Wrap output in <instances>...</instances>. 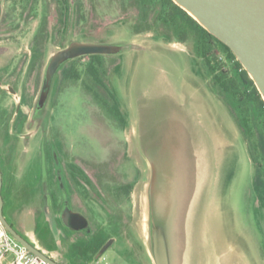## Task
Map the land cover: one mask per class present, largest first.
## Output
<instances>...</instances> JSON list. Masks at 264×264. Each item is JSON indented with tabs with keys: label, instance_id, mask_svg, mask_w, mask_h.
I'll return each mask as SVG.
<instances>
[{
	"label": "rangeland",
	"instance_id": "374dc122",
	"mask_svg": "<svg viewBox=\"0 0 264 264\" xmlns=\"http://www.w3.org/2000/svg\"><path fill=\"white\" fill-rule=\"evenodd\" d=\"M69 4L63 26L56 0H0V153L13 229L35 249L56 254L60 232L46 203L61 199V170L73 208L93 228L114 233L118 226L101 206L114 213L122 207L138 264H153L145 144L153 128L161 133L164 120L176 116L187 167L169 216L171 263L264 264V119L255 106L257 116L244 134L211 75L194 65L191 39L177 32L164 36L162 26L152 24L158 0L148 9L136 0ZM71 41L123 47L101 61L126 112L125 126L85 89L86 56L58 68L44 106L36 108L50 57ZM212 55L231 76L225 55L216 47ZM71 165L89 177L93 191L75 183ZM122 185H130V193L119 192ZM104 257L100 264H128L111 251ZM10 260L8 255L4 264Z\"/></svg>",
	"mask_w": 264,
	"mask_h": 264
},
{
	"label": "water",
	"instance_id": "95a60500",
	"mask_svg": "<svg viewBox=\"0 0 264 264\" xmlns=\"http://www.w3.org/2000/svg\"><path fill=\"white\" fill-rule=\"evenodd\" d=\"M172 1L195 19L200 27L215 36L233 52L264 101V0ZM122 49V46L71 41L65 48L50 57L36 108L44 106L52 78L64 62L89 55H115ZM9 92L15 94L12 88H9ZM164 121L161 129L163 132H157L153 128L145 144L151 169L149 250L153 264H172L168 222L172 214V205H174L173 197L179 194L178 185L181 184L184 189L182 180L186 176L184 167H187L177 124L180 122L176 116L167 117ZM174 133L175 139L170 138ZM67 216L75 224H67L73 230L84 229L87 226V220L80 214L69 212ZM0 220L9 234L29 250L30 256H37L48 264H57L30 245L8 224L2 215L1 197ZM106 247L108 248L109 244H106L100 253Z\"/></svg>",
	"mask_w": 264,
	"mask_h": 264
},
{
	"label": "trees",
	"instance_id": "16d2710c",
	"mask_svg": "<svg viewBox=\"0 0 264 264\" xmlns=\"http://www.w3.org/2000/svg\"><path fill=\"white\" fill-rule=\"evenodd\" d=\"M59 4V23L64 26L69 18L67 12L70 9L69 0H56ZM142 3L141 0H136ZM152 0H148V4L141 5L148 9ZM159 5L155 10L154 21L152 24L158 23L165 30L164 36H170L167 33H181L182 36H188L190 48L194 54L193 63L198 68H205L211 75L213 84L222 94L227 105L232 109L237 117V121L242 132L246 133V127L249 125V118L257 116L254 113L253 105L256 113L264 119V101L261 94L257 90L254 83L250 80V76L237 61L233 52L222 44L215 36L208 33L199 23L188 15L182 8L178 7L172 0H158ZM37 41V39H36ZM213 47L225 55V61L231 66L232 75L228 76L223 71L222 65L212 55ZM85 57V56H83ZM80 57V58H83ZM90 63L86 67V74L90 78V84L84 83V87L93 98L102 103L106 110L123 126L126 124V112L122 109L120 101L115 93L111 82L105 79L106 70L102 69V55H89ZM77 58V59H80ZM102 69V70H101ZM115 73L120 72V65L115 67ZM200 71V70H199ZM258 115V116H259ZM253 156V154H251Z\"/></svg>",
	"mask_w": 264,
	"mask_h": 264
},
{
	"label": "flooded vegetation",
	"instance_id": "af4514ba",
	"mask_svg": "<svg viewBox=\"0 0 264 264\" xmlns=\"http://www.w3.org/2000/svg\"><path fill=\"white\" fill-rule=\"evenodd\" d=\"M2 86V79L0 78V87ZM9 88L11 87L7 86V88L4 89H7L9 92ZM14 92L17 94L16 91ZM17 108L20 109V104L17 105ZM3 160L2 154L0 153V197L2 200V215L12 227L9 221L8 201L6 195V188H8V170L5 164H3ZM69 173L72 176L71 178H74L76 184L79 186L86 185L87 188H90L92 191L94 190L91 181L88 179L89 177H86L83 171L74 167V165H71L69 167ZM65 177V174L64 177L62 176L61 170H57L56 179L61 193V199L59 201L51 199L46 203L47 213L50 218L55 221L58 231L60 232V239L57 241L58 249L54 256H50L42 250L38 251L52 259L57 264H100L105 258L104 255L109 251L115 254L116 258L122 263L138 264L136 252L134 251V246L137 243L133 244L134 241L130 232L131 230H129L128 227V220L130 217L125 215V210H123L122 207L115 206L117 211L114 213L113 209H108L109 206L105 203H108V201L102 200L105 204L101 207L105 209L107 217H111L110 219L114 220L116 226L118 227L114 233L107 232L106 229L99 225L93 228L89 217L83 213V211L75 210L73 208L72 198L70 195L71 192L69 191ZM80 179L83 181H79ZM119 188V192L123 191L125 193H130L132 187L130 185H122L119 186ZM87 196L89 197V193H87ZM90 200L93 201V199ZM56 208H58V212H54ZM69 212L77 213L83 216L87 220V226L80 230H73L72 227H69V225H67L68 223L75 225L72 219L67 216ZM114 214H117L118 217H114ZM106 244H109V247H106L104 251L100 253L101 249Z\"/></svg>",
	"mask_w": 264,
	"mask_h": 264
},
{
	"label": "built area",
	"instance_id": "2783aa9c",
	"mask_svg": "<svg viewBox=\"0 0 264 264\" xmlns=\"http://www.w3.org/2000/svg\"><path fill=\"white\" fill-rule=\"evenodd\" d=\"M29 250L13 238L0 220V264L11 255L7 264H48L37 256H30Z\"/></svg>",
	"mask_w": 264,
	"mask_h": 264
},
{
	"label": "bare ground",
	"instance_id": "6f19581e",
	"mask_svg": "<svg viewBox=\"0 0 264 264\" xmlns=\"http://www.w3.org/2000/svg\"><path fill=\"white\" fill-rule=\"evenodd\" d=\"M144 220V219H143ZM145 228V227H144ZM142 238H144V237H142Z\"/></svg>",
	"mask_w": 264,
	"mask_h": 264
},
{
	"label": "crops",
	"instance_id": "0c3cea01",
	"mask_svg": "<svg viewBox=\"0 0 264 264\" xmlns=\"http://www.w3.org/2000/svg\"><path fill=\"white\" fill-rule=\"evenodd\" d=\"M14 95H16V94H14Z\"/></svg>",
	"mask_w": 264,
	"mask_h": 264
}]
</instances>
